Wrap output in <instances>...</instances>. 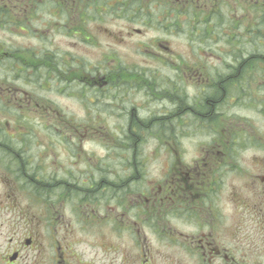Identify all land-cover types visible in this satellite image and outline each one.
<instances>
[{
    "label": "flooded vegetation",
    "instance_id": "flooded-vegetation-1",
    "mask_svg": "<svg viewBox=\"0 0 264 264\" xmlns=\"http://www.w3.org/2000/svg\"><path fill=\"white\" fill-rule=\"evenodd\" d=\"M30 18L40 47L0 57V264H264V0H0ZM76 88L103 104L53 100Z\"/></svg>",
    "mask_w": 264,
    "mask_h": 264
},
{
    "label": "rangeland",
    "instance_id": "rangeland-1",
    "mask_svg": "<svg viewBox=\"0 0 264 264\" xmlns=\"http://www.w3.org/2000/svg\"><path fill=\"white\" fill-rule=\"evenodd\" d=\"M31 19V27L29 28L28 32L30 34H33L32 37L27 35L26 32H22L20 31L17 27H10L13 24H8L6 28H4L3 26L1 27V22H0V57L4 56V52L6 50L5 47V43L6 41H12L13 43L10 44L13 47H17L20 49H24L23 47L25 45H30L31 48L35 49L40 47L39 41L36 39V30L39 28V24L36 18H30ZM28 24V25H30ZM10 27V28H9ZM48 32L45 33V35H47ZM9 44V43H8ZM83 46L80 47H76L75 51L77 52V55H84L85 50L83 49ZM214 46L212 47V51H213ZM62 49V48H61ZM105 49H114L115 51H121L120 47H114V48H100V47H90L91 50V54H92V63L94 64L96 62V58L98 56H100L99 54L104 51ZM63 50V49H62ZM210 51V50H208ZM5 73L7 74V70L6 67H4L3 62H0V80L4 77ZM74 85H77V83H75ZM78 86V85H77ZM65 87L63 85H61V89H64ZM82 88V87H81ZM82 90V89H81ZM49 90L44 89L43 90V94L44 96H47L49 98H51V93H48ZM72 93L70 94H64V93H59L57 95H55L53 97V100L60 105H68V106H79L85 103H89V104H93V105H102V100L103 97H94L93 93H95V89L92 88L90 92L87 91H80L77 90H71ZM46 98V97H44ZM90 98L92 99V103L88 102V100H90ZM1 107H3L2 104H0V110ZM5 107V106H4ZM73 116H75V118L72 120V122L78 121V120H82L84 113L83 111H81L79 108H74L73 114H71ZM99 115H101L100 112H93L90 113V117L92 116V118H96L97 121H100L101 118L99 117ZM26 118V126H27V130H28V136H34V133L36 132L37 128H40V126L36 125L34 123V121H40L41 119L39 118V114L36 113H32V112H28L27 114H25ZM3 117L8 118L7 114H4L2 112H0V119H2ZM83 120H87V119H83ZM190 122H187L184 127L182 129H175L176 132H180L182 136H191V137H198L199 136V127L198 125L195 123V119L190 117ZM44 122H47V119H44ZM29 123V125H27ZM50 126V125H49ZM97 126V131H103V133H105L106 135H108L109 132V136H112V133L115 132V136H116V130L115 129H100L98 127V123L96 124ZM105 130V131H104ZM190 140L195 141L196 138H189ZM116 142L115 138H110V139H103L100 138L99 136L96 137L95 140L90 141V145L88 144V141L84 142V146H90V148L92 149V152L97 156V158H99L100 156H104L106 154V152L108 153V157L111 158V156L114 155V152L116 150L114 147V143ZM109 147L113 148L111 150H109ZM155 160H152L151 163H154ZM113 161H109V164H113Z\"/></svg>",
    "mask_w": 264,
    "mask_h": 264
}]
</instances>
